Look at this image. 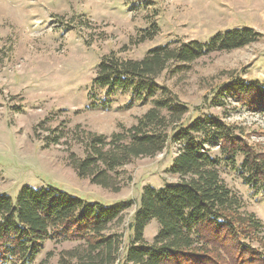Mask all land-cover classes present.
I'll return each instance as SVG.
<instances>
[{
  "label": "rangeland",
  "instance_id": "374dc122",
  "mask_svg": "<svg viewBox=\"0 0 264 264\" xmlns=\"http://www.w3.org/2000/svg\"><path fill=\"white\" fill-rule=\"evenodd\" d=\"M236 28H252L262 37L190 64L170 63L157 78L153 99L144 101L132 90L94 82L102 58L113 52L123 59L142 60L156 47L207 42ZM146 30L155 31V36L144 40ZM237 78L264 85V0H0V193L15 200L25 186L52 185L89 203L131 201L132 206L105 232L122 240L120 260L144 188L181 182L170 172L177 146L169 144L155 157L132 159L107 172L108 188L80 178L73 161L84 160L92 139L103 137L110 143L114 135L127 134L154 101L184 105L195 117L214 115L261 151L264 114L215 94ZM216 99L225 106L215 107ZM206 148L222 158L217 142ZM99 166L90 173L98 174L103 169ZM218 170L242 198L243 212L254 214L264 225L262 191L248 188L226 164ZM159 228L155 220L147 226L148 243ZM71 251L79 257L72 259ZM89 254L84 242L47 241L33 264L47 258L48 264H89ZM95 262L104 264L101 258Z\"/></svg>",
  "mask_w": 264,
  "mask_h": 264
},
{
  "label": "trees",
  "instance_id": "16d2710c",
  "mask_svg": "<svg viewBox=\"0 0 264 264\" xmlns=\"http://www.w3.org/2000/svg\"><path fill=\"white\" fill-rule=\"evenodd\" d=\"M145 32L144 40L156 34ZM261 37L252 28H236L219 32L207 42L156 47L142 60L123 59L113 52L102 58L94 82L109 89L132 90L144 101L153 99L159 88L157 78L170 63L190 64L212 53L243 48ZM215 94L264 114V85L237 78ZM214 106L223 108L225 104L216 99ZM194 115L184 105L154 101V107L127 134L114 135L110 143L96 137L84 160L73 161L80 178L108 188L107 172L132 159L155 157L169 144L177 146L170 172L181 182L160 189L144 188L122 259H117L122 240L105 232L132 206L131 201L89 203L47 185L25 186L15 200L0 193V264H33L47 241L84 242L90 253L87 258L92 260L89 264H97L99 258L104 264H264V225L254 214L243 212L242 198L228 187L218 170L226 164L244 185L264 194V149L258 151L249 145L237 135L236 128L214 115ZM211 142L219 144L221 159L206 148ZM99 165L103 169L98 174L90 173ZM152 220L160 228L148 243L144 235ZM94 253L97 256L91 258ZM68 254L72 259L79 257L77 251Z\"/></svg>",
  "mask_w": 264,
  "mask_h": 264
}]
</instances>
